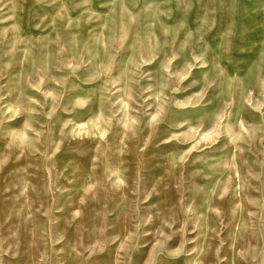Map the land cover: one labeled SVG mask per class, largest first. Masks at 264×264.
I'll use <instances>...</instances> for the list:
<instances>
[{
    "label": "rangeland",
    "instance_id": "rangeland-1",
    "mask_svg": "<svg viewBox=\"0 0 264 264\" xmlns=\"http://www.w3.org/2000/svg\"><path fill=\"white\" fill-rule=\"evenodd\" d=\"M0 264H264V0H0Z\"/></svg>",
    "mask_w": 264,
    "mask_h": 264
}]
</instances>
